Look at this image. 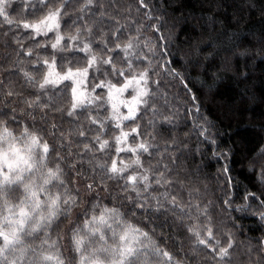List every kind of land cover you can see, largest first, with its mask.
Segmentation results:
<instances>
[{
  "label": "snow or ice",
  "instance_id": "snow-or-ice-1",
  "mask_svg": "<svg viewBox=\"0 0 264 264\" xmlns=\"http://www.w3.org/2000/svg\"><path fill=\"white\" fill-rule=\"evenodd\" d=\"M174 2L0 0V264H264V232L238 239L227 219L264 225V146L245 158L259 192L210 196L201 146L217 161L233 149L220 151L206 97L174 67L206 51L234 72L249 49L219 24L224 0H202L198 33L180 41ZM218 109L230 119L238 106Z\"/></svg>",
  "mask_w": 264,
  "mask_h": 264
},
{
  "label": "trees",
  "instance_id": "trees-1",
  "mask_svg": "<svg viewBox=\"0 0 264 264\" xmlns=\"http://www.w3.org/2000/svg\"><path fill=\"white\" fill-rule=\"evenodd\" d=\"M241 4L242 0H224L225 7H221L217 14L219 24H223L229 32L239 33L238 53L246 48L249 49L246 55L237 54L232 60L231 66L234 72L225 73L220 70L224 59L222 54L205 60L208 54L206 51L199 55L192 52L190 63H185L178 55L177 63L174 65L176 70L183 72L188 78L185 83L189 85V95L201 93L206 97L201 111L217 124L220 151L227 152L229 148L233 149V154L228 159L217 161L211 158L212 153L208 148L201 146V150L207 153L204 172L209 178L210 188L214 190V193L210 192L209 195L220 197L222 201L227 192L238 203L243 202L245 189L255 192L261 190L260 169L258 167L255 173L250 171L245 158L255 157L264 146V133L260 130L261 123H264V0H254L250 9L242 7ZM173 11L177 19L186 21L177 27L179 40L184 41L198 33L199 29L194 27L196 21L193 17L207 13V5L202 7V0H175L169 9L170 13ZM234 15L243 16L241 24L236 25L233 20ZM185 51L188 49L185 48ZM197 61L206 65L208 70L195 67ZM212 71H218L224 79L214 82ZM235 74H243L244 79H237ZM209 88L213 90L214 103L207 98ZM245 89L248 95H244ZM169 91L173 96L179 97L176 102L182 105L185 89L179 78L172 83ZM249 95L252 99H249ZM234 105L238 106V111L230 119H225L218 106ZM188 126H191L190 120ZM186 130L182 126L181 134ZM196 139L195 136L192 137L193 143ZM226 164L231 168L232 187L226 186L225 175L221 172ZM221 188L224 190L222 191ZM227 219L229 223H234L238 239L247 238L255 241L264 232V225H261L250 212L234 213Z\"/></svg>",
  "mask_w": 264,
  "mask_h": 264
},
{
  "label": "rangeland",
  "instance_id": "rangeland-1",
  "mask_svg": "<svg viewBox=\"0 0 264 264\" xmlns=\"http://www.w3.org/2000/svg\"><path fill=\"white\" fill-rule=\"evenodd\" d=\"M217 155H218V153H217Z\"/></svg>",
  "mask_w": 264,
  "mask_h": 264
}]
</instances>
